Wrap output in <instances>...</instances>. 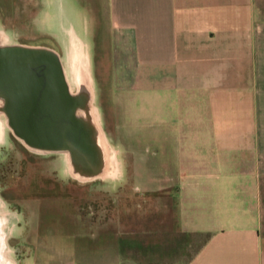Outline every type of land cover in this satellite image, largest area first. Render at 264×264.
<instances>
[{"label": "rangeland", "instance_id": "374dc122", "mask_svg": "<svg viewBox=\"0 0 264 264\" xmlns=\"http://www.w3.org/2000/svg\"><path fill=\"white\" fill-rule=\"evenodd\" d=\"M108 9V0H0L3 46L52 51L82 92L101 160L93 168L105 174L77 179L66 152L30 150L0 114V257L8 264H186L208 238L177 231L176 190L160 179L158 133L162 117L166 130H179L174 109L158 87L113 86Z\"/></svg>", "mask_w": 264, "mask_h": 264}, {"label": "crops", "instance_id": "0c3cea01", "mask_svg": "<svg viewBox=\"0 0 264 264\" xmlns=\"http://www.w3.org/2000/svg\"><path fill=\"white\" fill-rule=\"evenodd\" d=\"M108 8L113 86L158 87L179 123L170 133L160 116L159 172L177 231L208 236L188 264H264V0Z\"/></svg>", "mask_w": 264, "mask_h": 264}, {"label": "water", "instance_id": "95a60500", "mask_svg": "<svg viewBox=\"0 0 264 264\" xmlns=\"http://www.w3.org/2000/svg\"><path fill=\"white\" fill-rule=\"evenodd\" d=\"M0 97L14 134L27 144L74 156L93 168V149L81 140L73 100L55 53L21 46L0 47Z\"/></svg>", "mask_w": 264, "mask_h": 264}, {"label": "bare ground", "instance_id": "6f19581e", "mask_svg": "<svg viewBox=\"0 0 264 264\" xmlns=\"http://www.w3.org/2000/svg\"><path fill=\"white\" fill-rule=\"evenodd\" d=\"M3 45H4V40L0 39V47L3 46ZM58 59H59L61 65H62L64 74H65V78H66V81H67V84H68V87H69V92H70L73 100L77 104V108H76V111H75V118L78 121V123L81 125L82 129H83V132H82V135H81V140L85 144V146L89 147L90 149L95 150V145H94V143L92 141V138H91L90 132H89V126H88V120H87L88 118H87V116H85L84 108L86 107V105L82 101V97H81L82 92L75 91V89H73L72 85L68 81V73H67L68 71L66 72V67H65L63 61L61 60L60 57H58ZM78 77H79L80 82L82 84V90L81 91H84L83 92L84 96L91 97L90 96L91 94H90L89 84L87 82L86 75L83 72L82 73L80 72ZM0 114L4 115L3 99L1 97H0ZM12 132H13V130H12ZM19 139H21V138H19ZM22 141L32 151H35V152H49L46 149L35 147V146H31V145L27 144L24 140H22ZM65 152L67 153V155H68V157H69V159L71 161L72 167H73L72 168L73 169L72 174L77 179L84 181V180H89V179H93V178H97V177H104L105 176L104 172H101L100 170L96 171L94 168L93 169H89V167L87 165H84L83 163H81L74 156V154L72 153L71 150H65ZM95 160H96L97 164L99 163V161H101L100 158L98 160V157H96ZM94 166H96V165H94ZM97 168L99 169V165H98ZM0 259H2V256L0 257ZM3 261H5V260H3Z\"/></svg>", "mask_w": 264, "mask_h": 264}, {"label": "clouds", "instance_id": "9594fccd", "mask_svg": "<svg viewBox=\"0 0 264 264\" xmlns=\"http://www.w3.org/2000/svg\"><path fill=\"white\" fill-rule=\"evenodd\" d=\"M0 246H3V238L0 236ZM0 264H3V260L0 259Z\"/></svg>", "mask_w": 264, "mask_h": 264}, {"label": "flooded vegetation", "instance_id": "af4514ba", "mask_svg": "<svg viewBox=\"0 0 264 264\" xmlns=\"http://www.w3.org/2000/svg\"><path fill=\"white\" fill-rule=\"evenodd\" d=\"M3 106H4V101H3ZM6 118V117H5ZM1 250H2V248H1V246H0V252H1ZM3 264H8L7 263V261L5 260V261H3Z\"/></svg>", "mask_w": 264, "mask_h": 264}, {"label": "trees", "instance_id": "16d2710c", "mask_svg": "<svg viewBox=\"0 0 264 264\" xmlns=\"http://www.w3.org/2000/svg\"><path fill=\"white\" fill-rule=\"evenodd\" d=\"M179 233H181V232H179ZM181 234H186V233H181ZM204 244H205V243H204ZM204 244H203V245H204ZM203 245H202V246H203ZM202 246H201V247H202ZM198 251H199V250H198ZM198 251H197V252H198ZM197 252H196L195 254H197ZM195 254H194V255H195ZM193 257H194V256H193ZM193 257H192V258H193ZM192 258H191V259H192ZM191 259H190V260H191ZM190 260H189L186 264H188V263L190 262Z\"/></svg>", "mask_w": 264, "mask_h": 264}]
</instances>
